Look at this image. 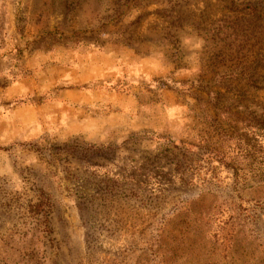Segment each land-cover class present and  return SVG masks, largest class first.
<instances>
[{
    "label": "rangeland",
    "instance_id": "374dc122",
    "mask_svg": "<svg viewBox=\"0 0 264 264\" xmlns=\"http://www.w3.org/2000/svg\"><path fill=\"white\" fill-rule=\"evenodd\" d=\"M0 264H264V0H0Z\"/></svg>",
    "mask_w": 264,
    "mask_h": 264
},
{
    "label": "trees",
    "instance_id": "16d2710c",
    "mask_svg": "<svg viewBox=\"0 0 264 264\" xmlns=\"http://www.w3.org/2000/svg\"><path fill=\"white\" fill-rule=\"evenodd\" d=\"M43 200H41V201H39V203L38 204H36L35 206H34V208L35 209H37V211H39L40 210V208H42L43 207ZM39 213V212H38Z\"/></svg>",
    "mask_w": 264,
    "mask_h": 264
}]
</instances>
